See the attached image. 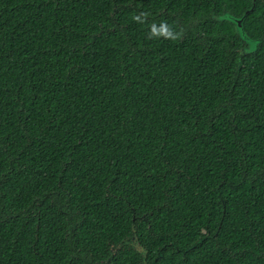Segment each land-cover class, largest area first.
Segmentation results:
<instances>
[{"label": "trees", "instance_id": "obj_1", "mask_svg": "<svg viewBox=\"0 0 264 264\" xmlns=\"http://www.w3.org/2000/svg\"><path fill=\"white\" fill-rule=\"evenodd\" d=\"M155 263L264 264V3L0 0V264Z\"/></svg>", "mask_w": 264, "mask_h": 264}, {"label": "water", "instance_id": "obj_2", "mask_svg": "<svg viewBox=\"0 0 264 264\" xmlns=\"http://www.w3.org/2000/svg\"><path fill=\"white\" fill-rule=\"evenodd\" d=\"M264 2V0H261ZM251 11V10H250ZM249 11V12H250ZM249 12L246 13V15L249 14ZM246 15L243 18H237L234 16H225V19L231 21L233 24L236 25L238 32L240 33L241 38L248 44V53H252L258 46L259 41H256L248 36L246 31L244 30L243 26L245 23ZM156 264V263H155Z\"/></svg>", "mask_w": 264, "mask_h": 264}, {"label": "flooded vegetation", "instance_id": "obj_3", "mask_svg": "<svg viewBox=\"0 0 264 264\" xmlns=\"http://www.w3.org/2000/svg\"><path fill=\"white\" fill-rule=\"evenodd\" d=\"M255 1H260V2L264 3V2H263V1H261V0H255Z\"/></svg>", "mask_w": 264, "mask_h": 264}]
</instances>
